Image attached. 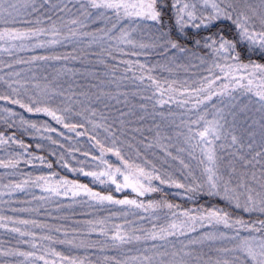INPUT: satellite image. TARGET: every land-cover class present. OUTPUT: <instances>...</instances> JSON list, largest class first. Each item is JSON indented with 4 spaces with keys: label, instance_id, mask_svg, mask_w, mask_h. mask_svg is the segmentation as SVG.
Listing matches in <instances>:
<instances>
[{
    "label": "snow or ice",
    "instance_id": "6c2138e0",
    "mask_svg": "<svg viewBox=\"0 0 264 264\" xmlns=\"http://www.w3.org/2000/svg\"><path fill=\"white\" fill-rule=\"evenodd\" d=\"M0 264H264V0H0Z\"/></svg>",
    "mask_w": 264,
    "mask_h": 264
}]
</instances>
